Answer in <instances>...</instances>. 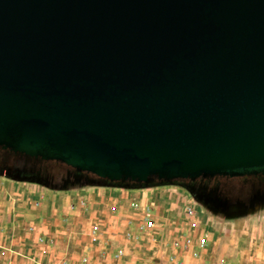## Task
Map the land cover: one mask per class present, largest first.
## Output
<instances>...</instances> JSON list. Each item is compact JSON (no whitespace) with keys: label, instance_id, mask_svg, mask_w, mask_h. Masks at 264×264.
<instances>
[{"label":"water","instance_id":"95a60500","mask_svg":"<svg viewBox=\"0 0 264 264\" xmlns=\"http://www.w3.org/2000/svg\"><path fill=\"white\" fill-rule=\"evenodd\" d=\"M0 148L127 189L264 176V0H0Z\"/></svg>","mask_w":264,"mask_h":264},{"label":"crops","instance_id":"0c3cea01","mask_svg":"<svg viewBox=\"0 0 264 264\" xmlns=\"http://www.w3.org/2000/svg\"><path fill=\"white\" fill-rule=\"evenodd\" d=\"M149 190H134L135 193H131V190L123 187L88 185L82 182H73L68 186L56 188L1 173L0 264H120V260L111 257L112 246L124 249L123 251L130 255L129 259L133 264L146 262L144 255L153 257L159 255L161 245L146 243L144 237L129 244L125 242L123 235L125 229H119L110 232L111 239H105L109 240L107 243L111 245V249H107L103 234L110 220L115 222L117 219H130L128 213L136 210L132 204L138 203L148 208L147 206H152L156 200L159 201L160 191L155 192L154 188ZM166 193L170 198L174 194L179 195L178 191H163V194ZM184 198L185 205L191 204L185 196ZM188 207L195 212L194 219L198 224L195 230L189 228L190 219L185 214ZM194 207L196 205H188L182 218L188 228L186 233L193 242L190 241V247L185 253L181 250L174 252L168 247L170 261L193 264L194 253L197 260L201 259L206 250L197 244L198 235L205 236L211 247L216 242H221V238L216 234H219L221 229L217 224L213 225L209 217L204 216V219H201L200 213ZM93 219L97 224L90 226L89 222ZM119 222L124 224L122 220ZM93 227L97 228L96 235L101 244L98 252L101 257H93L95 250H91ZM136 227L134 231H138ZM202 236L201 238H205ZM147 250H152V253ZM79 254L84 255L80 262Z\"/></svg>","mask_w":264,"mask_h":264},{"label":"rangeland","instance_id":"374dc122","mask_svg":"<svg viewBox=\"0 0 264 264\" xmlns=\"http://www.w3.org/2000/svg\"><path fill=\"white\" fill-rule=\"evenodd\" d=\"M45 167L48 170L47 183L52 187L60 188L76 182L73 180L72 171L69 167L56 162H49L45 164ZM220 182L229 198H240L243 196V193H241L243 192L241 191V184L237 178L229 180L220 178ZM153 188L155 192L160 191L161 193L159 201L156 200L153 202L152 206H147L148 208H144L138 203V206L135 204L136 210L132 211L130 209L132 212L128 213L130 219H121L124 224H121V222H119L121 220L118 219L115 222L110 220L107 223L106 231L103 230V232L105 231L103 237L106 243L109 240L105 239H111L109 238V236H112L110 232L125 229L123 235H125V242L129 244L144 237L143 240L146 243L149 242L155 246L161 245L159 255L154 257L152 255H144L146 262L144 261L138 264H180L177 261H170L168 247L174 252L181 250L185 253V251L188 250L190 247L189 245L182 248V246L176 247V244L177 242L179 244L182 243L181 237L188 235L186 233L188 232L187 225L182 220L185 208L188 205H196L194 209L200 213L199 216L201 219H204V216H207L210 221H212L213 225L217 224V226L221 229L219 234L216 233L217 236L221 238V242H216V244L211 247L212 245H210V242L205 236L198 235L199 237L196 239L197 244L201 236L205 237L206 244L202 248H204L206 252H204L199 260L195 258L194 253L192 255L194 259L193 264H264V203L254 205L253 207L243 211L218 212L213 211L194 200L188 190L177 182L168 186L154 185L149 188L129 190H131V193H135L134 190L150 189L149 191H151ZM123 189H126V187H123ZM163 191H178L179 195L174 194L172 195L173 197L170 198L169 194H163ZM184 196L187 198V201L191 202V204L188 203L185 205ZM201 211L203 214H201ZM143 216H149L153 219L155 224L153 229H143L142 225L145 223V218ZM94 223L97 224V222L93 219L89 222V225L91 226ZM135 227L138 231H134ZM191 242L193 241L191 240ZM91 246V250H95L93 257H101V254L98 252L101 244H99L97 237L96 241L91 240ZM110 246V243H107V249H109ZM112 247V259L120 260V264H133L129 259L130 255L127 254V252H124V249L122 250L115 248L114 246ZM127 249H129V247ZM147 251L152 253V250ZM87 252L89 253V250H87ZM83 256L84 255L82 254L78 255L79 262L80 258H83ZM120 257L122 258L118 259ZM187 264L192 263L188 262Z\"/></svg>","mask_w":264,"mask_h":264},{"label":"flooded vegetation","instance_id":"af4514ba","mask_svg":"<svg viewBox=\"0 0 264 264\" xmlns=\"http://www.w3.org/2000/svg\"><path fill=\"white\" fill-rule=\"evenodd\" d=\"M6 151L8 150L2 149L0 151V174L4 173L11 177L40 175L48 179V170L45 165L37 162L39 159H24L21 156H16L18 154ZM69 169L72 171V174L73 172L80 174V172L71 168ZM220 178L227 180L233 179L224 177L198 178L195 180H178L177 183L185 187L194 200L213 211L236 212L264 203L263 175L237 178L241 184V191H243L241 192L243 196L240 198H229L224 191Z\"/></svg>","mask_w":264,"mask_h":264},{"label":"trees","instance_id":"16d2710c","mask_svg":"<svg viewBox=\"0 0 264 264\" xmlns=\"http://www.w3.org/2000/svg\"><path fill=\"white\" fill-rule=\"evenodd\" d=\"M1 150L2 149L0 148V151ZM6 152H8V151H6ZM9 155H11V154H9ZM16 156H18V157L21 156L24 159L25 158L29 159V157H25V156L19 155V154L16 155ZM37 162L41 163V165H45V164L49 163V162H43V161L41 162L40 160H38ZM12 177L13 178H18V179H23V180H28V181H31V182H39V183H43V184H48L46 177L40 176V175H35V176H33V175L32 176H22V175H20V176H12ZM72 177H73L74 181L82 182V183L88 184V185H107V183L105 181L97 179V178H95V177H93L91 175H88L86 173L75 174L73 172ZM156 184H157L156 182L152 183V185H156ZM122 186L130 188L131 185H130V183H127V184H124Z\"/></svg>","mask_w":264,"mask_h":264},{"label":"built area","instance_id":"2783aa9c","mask_svg":"<svg viewBox=\"0 0 264 264\" xmlns=\"http://www.w3.org/2000/svg\"><path fill=\"white\" fill-rule=\"evenodd\" d=\"M132 206L134 208L136 207L133 204H132ZM185 214L190 219L189 228L191 230H195L197 228L198 224L194 219V217H195L194 210L192 208L188 207L185 210ZM143 217L145 218V223H143V225H142L143 229H145V230L153 229L155 227L153 219L150 218L149 216H147V217L143 216ZM91 234H92L91 240L96 241V237H97V235H96L97 234V228L96 227H93ZM190 241H191L190 237L188 235H185L182 239V243L179 244L177 242L176 247H179V246L180 247L182 246V248L187 247L188 245H190ZM198 244H199V247H201V248L204 247L206 244L205 238L199 239Z\"/></svg>","mask_w":264,"mask_h":264}]
</instances>
